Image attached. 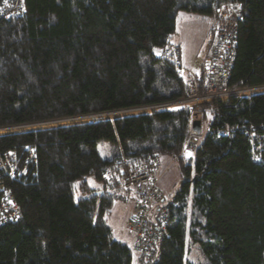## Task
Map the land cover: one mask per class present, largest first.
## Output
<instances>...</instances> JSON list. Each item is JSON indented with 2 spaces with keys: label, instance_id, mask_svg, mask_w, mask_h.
Listing matches in <instances>:
<instances>
[{
  "label": "trees",
  "instance_id": "1",
  "mask_svg": "<svg viewBox=\"0 0 264 264\" xmlns=\"http://www.w3.org/2000/svg\"><path fill=\"white\" fill-rule=\"evenodd\" d=\"M226 2L243 12L227 86H263L264 0H21L22 15L0 16V129L111 114L0 134V153L26 166L5 180L22 214L0 226V264H264V161L248 135L264 133V94L194 113H111L186 96L170 47L176 14L215 17ZM194 121L207 124L200 139ZM154 155L177 162L181 185L146 253L129 228L131 247L114 239L106 216L115 200H138L120 170Z\"/></svg>",
  "mask_w": 264,
  "mask_h": 264
},
{
  "label": "built area",
  "instance_id": "2",
  "mask_svg": "<svg viewBox=\"0 0 264 264\" xmlns=\"http://www.w3.org/2000/svg\"><path fill=\"white\" fill-rule=\"evenodd\" d=\"M21 0L0 1V16L11 18L23 14ZM216 24L211 33L210 43L203 57L199 75L181 66L178 72L185 78L186 96L153 107L164 110L185 109L191 113L215 101L227 102L233 98H250L264 94V85L229 89L228 80L235 61V46L240 22L243 20L241 4L226 2L219 5L215 12ZM140 109V108H139ZM138 109V110H139ZM154 109V108H153ZM136 110H133L135 112ZM242 126L232 125L229 130H238ZM221 131L220 133H222ZM251 152L255 161H264V133L250 127L248 131ZM197 141L191 138L185 147L192 150ZM32 156L29 152L28 163ZM25 165L18 162L13 153H0V226L21 219L19 205L6 186V179L20 178L25 174ZM160 168V158L152 156L148 162L129 165L120 170L122 187L134 193L138 200L134 203L128 228L134 236L133 249L149 253L158 240L165 235L169 218V206L163 192L158 189L155 174Z\"/></svg>",
  "mask_w": 264,
  "mask_h": 264
},
{
  "label": "rangeland",
  "instance_id": "3",
  "mask_svg": "<svg viewBox=\"0 0 264 264\" xmlns=\"http://www.w3.org/2000/svg\"><path fill=\"white\" fill-rule=\"evenodd\" d=\"M215 23L216 19L211 15L187 13L184 11H179L176 14L175 32L170 38V47L174 51L178 52L181 66L196 75L200 74V70H202L203 57L210 43L212 33L211 30ZM246 89L247 87H245L244 90ZM109 115L111 114H108V116ZM89 118L95 117L89 116L77 119L61 120L53 123H39L32 126L2 128L0 129V133L10 130L32 129L33 127L45 125L55 127L72 122L73 120H84ZM206 133L207 124H202L200 135L195 137L200 139L204 137ZM160 163L161 164L158 173L155 174L156 183L158 189L163 192L165 201L168 202L172 200L174 194L181 185V176L179 174L178 164L172 158L162 156L160 158ZM132 204H134V197L132 194L121 197L119 200H115L113 202L106 216L107 224L112 230L113 238L125 242L129 247L132 246L133 241L132 234L128 230L127 222L130 219L129 216L131 213ZM131 253L133 257H137L138 255L133 250H131Z\"/></svg>",
  "mask_w": 264,
  "mask_h": 264
},
{
  "label": "water",
  "instance_id": "4",
  "mask_svg": "<svg viewBox=\"0 0 264 264\" xmlns=\"http://www.w3.org/2000/svg\"><path fill=\"white\" fill-rule=\"evenodd\" d=\"M149 108V109H148ZM148 108H140L138 109H129V110H122V111H115V112H111V113H115L117 116H115L112 119H117L119 117H123V116H130V115H137V114H141V113H146L148 112H153V111H160V110H164L162 107L158 108V107H148ZM154 108V109H153ZM132 110H136L135 112H133ZM106 114L109 113H101V114H95V115H89L95 118H89V119H84V120H73L72 122H68L62 125H67V124H73V123H93V122H98V121H103V120H110L109 118L105 117ZM89 116H85V117H89ZM98 116V117H96ZM77 118H81V117H77ZM77 118H73V119H77ZM46 123V122H45ZM49 123V122H47ZM53 123V122H52ZM39 124V123H37ZM44 124V123H43ZM35 124H31V125H25V126H32ZM50 125H45V126H38V127H33L32 129H23V130H10L4 133H0V134H8V133H16V132H26L31 131V130H39V129H43V128H49ZM201 131V125L198 121H194L191 125V132L194 135H199Z\"/></svg>",
  "mask_w": 264,
  "mask_h": 264
},
{
  "label": "crops",
  "instance_id": "5",
  "mask_svg": "<svg viewBox=\"0 0 264 264\" xmlns=\"http://www.w3.org/2000/svg\"><path fill=\"white\" fill-rule=\"evenodd\" d=\"M213 26H214V25H213ZM135 201H136V200H135V198H134V203H135ZM133 207H134V204H132L130 216L132 215ZM130 216H129V218H130ZM128 222H129V220H128ZM128 222H127V224H128Z\"/></svg>",
  "mask_w": 264,
  "mask_h": 264
},
{
  "label": "clouds",
  "instance_id": "6",
  "mask_svg": "<svg viewBox=\"0 0 264 264\" xmlns=\"http://www.w3.org/2000/svg\"><path fill=\"white\" fill-rule=\"evenodd\" d=\"M215 19H216V18H215ZM215 24H216V23H215ZM214 26H215V25H214ZM214 26L212 27V30H213ZM212 30H211V31H212Z\"/></svg>",
  "mask_w": 264,
  "mask_h": 264
},
{
  "label": "snow or ice",
  "instance_id": "7",
  "mask_svg": "<svg viewBox=\"0 0 264 264\" xmlns=\"http://www.w3.org/2000/svg\"><path fill=\"white\" fill-rule=\"evenodd\" d=\"M5 3H7V0H4Z\"/></svg>",
  "mask_w": 264,
  "mask_h": 264
}]
</instances>
